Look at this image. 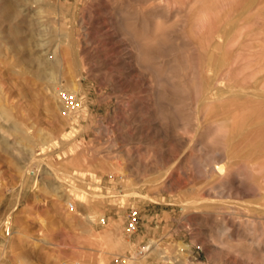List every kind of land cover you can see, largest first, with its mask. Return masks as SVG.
Wrapping results in <instances>:
<instances>
[{
  "label": "rangeland",
  "instance_id": "1",
  "mask_svg": "<svg viewBox=\"0 0 264 264\" xmlns=\"http://www.w3.org/2000/svg\"><path fill=\"white\" fill-rule=\"evenodd\" d=\"M5 1H15L19 16L12 23H0V91L3 98L5 95L0 110L3 103L9 110L0 118V264H115L117 260L134 264L129 249H116L108 242L110 229L117 231L116 241L123 239L140 248L151 246L149 252L139 256L147 258L146 264H230L234 260L264 264V252L248 241L253 235L245 233L246 225H252L257 241L264 244L259 230L264 214L250 211L237 217L228 207L219 214L205 206L183 210L176 204L180 194L187 198L205 196L202 190L207 186L206 178L195 167L186 171L175 166L168 179L172 184L179 180L180 184L165 188L164 171L171 167L167 155L174 149L170 145L168 152L169 144L150 128L161 121L159 117L174 120L170 111L155 104L150 81L140 72L145 69L121 58L128 57L130 44L121 33L124 28L141 31L155 25L172 26L164 17L165 0H0V7ZM220 2L216 1L213 9L224 20H232L237 10L235 2L233 9L230 6L222 10L218 8ZM259 8V28L251 23L255 20L251 13L247 32L249 43L260 33L263 59L259 76H264V0H260ZM45 60L50 65L40 66ZM55 60L65 70L57 68ZM128 63L132 66L124 65ZM151 64L147 58L146 67ZM71 73L81 84L75 96L65 88ZM60 106L63 111L58 109ZM70 114L77 121L66 125L65 130L73 131L74 136L41 154L44 140L58 137L60 121ZM156 115L157 122L153 120ZM182 135L187 139L191 136L187 132ZM37 158H42L41 164L35 161ZM47 163L58 171L57 176L51 174ZM57 178L68 182L61 189L65 188L64 193L52 196L50 189L62 186ZM149 179L155 182L150 184ZM128 183L157 202L132 196L120 204ZM88 188L98 193L95 196L101 194L107 199L88 195ZM109 196L115 198L110 200ZM69 202L76 203V211H69ZM132 209L140 215L135 233L128 231ZM102 218L106 219L104 225L99 224ZM218 235L226 246L218 244Z\"/></svg>",
  "mask_w": 264,
  "mask_h": 264
},
{
  "label": "bare ground",
  "instance_id": "2",
  "mask_svg": "<svg viewBox=\"0 0 264 264\" xmlns=\"http://www.w3.org/2000/svg\"><path fill=\"white\" fill-rule=\"evenodd\" d=\"M128 1L129 0H127V2ZM216 1L218 0H165L164 17L166 21L171 22L169 24H172V26L170 25L169 27L162 28L160 25L161 28H155L157 27L155 25L153 29L145 28L142 30L140 29L141 31L132 30V28H124L125 30L123 29L121 33L129 40L130 44L127 41L129 44L127 46L128 57H120L124 62L130 61L131 64L135 63L137 67H139L138 69L144 68L145 71L150 72V74H147V72L140 70L143 78L150 81V84L148 83L149 89L151 91L150 93L156 97L155 104L162 107V109L164 107L166 111H170L174 120L171 122L170 117L165 116L159 117V119H161V121H159L156 115L153 120H158L159 122L154 124L151 121L154 125L150 128V131L164 138L169 144L167 145L168 152L170 145H172L174 149V151L171 153L169 152V155H167L169 156L168 163L171 167L164 171V175H167L164 180L165 188L170 190L173 188V185L177 186L180 184L179 180H176V183L174 182V184H172L173 182H169L168 179L172 176V170L175 166L176 168H184L186 171L190 170L189 167H195V169H198L196 172H200L206 178L205 182L207 186L203 184L205 188L199 186L203 188L202 192H204L205 196L187 198L186 195L180 194L176 204H179L183 210L197 206L210 207L214 208L218 214L223 213L221 211L228 207L233 209L232 214H235L237 217L250 211L256 214H264V210H259L255 207L259 206L264 209V76H259L261 71V59L263 58L261 56L260 33L257 32L255 38L249 43L250 34L247 32L248 24L250 23L248 16L251 13L252 16H255V20L251 23L257 25V28H259V16H261V9L259 8L260 0H251L250 2H246L245 0H222L218 7L221 10L230 6L233 9V3L235 2L237 10L232 20H224L220 13H217L216 10L213 9ZM197 5L200 6L194 11ZM117 12L119 11L117 10ZM117 12H115L116 15ZM123 14L125 15V13H118V15ZM17 15L18 11L15 1H5L0 7V23H12L17 18ZM129 15H132V13ZM157 17L161 18L160 16ZM133 19L135 20V18ZM159 20L163 22L162 18ZM112 22L114 23V21ZM122 23H124V21ZM14 41L17 42V40ZM127 42L124 41L126 44ZM250 44L252 46H250ZM122 56L124 55L122 54ZM147 58L150 63L151 61L153 63L150 67H146ZM56 60L53 63L56 62L57 68L65 70V68H60V61L58 60V62ZM47 63L48 61L46 60L42 61L40 66L47 65ZM129 64L130 63L124 65ZM58 65L60 67H58ZM45 68L41 69H48ZM70 71L71 70H69L66 75H68ZM40 73V76L44 75V72L41 71ZM131 73L133 74V72ZM71 74L72 77L69 80L70 84L63 86L75 96L81 90V84L80 80L76 81L73 73ZM49 78H51V75H49ZM2 92L0 91V104L1 100L5 98V95L4 98L2 96L4 94ZM154 102L155 101H153V104ZM3 106L5 107L4 103ZM3 106H1L0 118L9 114V110L6 109L7 107L4 108ZM58 109L61 111L64 110L62 106ZM186 111L188 112L186 113ZM66 116L68 117H66L65 120L60 121L62 126L57 129L58 137L52 138L54 136L52 135L51 138H49L50 140H44L41 154H44L46 149L51 148V145L55 147L60 146V141H68L74 136V132L66 131L65 126L72 125L74 124L73 122L77 120L72 114ZM182 132H187L191 136L187 139L182 135ZM151 136L153 137V135ZM51 142L52 144L49 145L50 147L45 146ZM163 147L166 149V144ZM194 151L198 154L194 155ZM69 152H73V149H70ZM167 156L165 158H167ZM35 161L41 164L43 160L42 158H37ZM99 163H101V161ZM161 164H163L162 161ZM46 166L51 174L57 176L58 171L51 164L47 163ZM119 173H121V171ZM150 181V184L155 182L152 179ZM58 182L62 183V186L52 187L49 191L52 193V196L65 192V188L63 190L61 189L68 181L63 178H57V183ZM157 182H159V180ZM202 183H204V181ZM69 186L74 187L73 184ZM74 189L77 188L74 187ZM136 189L137 187L135 185L128 183L127 186H125L127 194L124 198L120 199V204H125V200L132 196L141 198L144 201L157 202L153 197L143 195L136 191ZM85 193L95 198H106L101 194H99L100 196H95V193H98L89 188ZM201 195H203V193ZM63 196L62 194L60 198ZM114 198L115 196L108 197L110 200ZM81 200L83 199L81 198ZM230 204H234V206H229ZM253 208H257L258 210ZM237 210L239 212H236ZM250 226L246 225L245 228V233L248 232L253 235L248 241L251 240L252 244H255L264 252L263 242L257 241L255 236L256 230ZM235 230L237 231V229ZM259 230H261L264 235V223L260 225ZM222 231H224V228L219 230V233L221 234ZM117 234V231L110 229L107 232L108 242L116 249H129L134 255V264H146L147 258L139 256L141 252H149L151 246H146L147 248L143 247L145 248L143 249L123 239L116 241L115 237H117ZM218 244L226 246L221 238ZM261 244L263 247H261ZM227 247L230 249V246ZM221 253L226 255L222 251ZM75 264L81 263L77 262ZM230 264L242 263L241 261L234 260Z\"/></svg>",
  "mask_w": 264,
  "mask_h": 264
},
{
  "label": "built area",
  "instance_id": "3",
  "mask_svg": "<svg viewBox=\"0 0 264 264\" xmlns=\"http://www.w3.org/2000/svg\"><path fill=\"white\" fill-rule=\"evenodd\" d=\"M76 203L74 202H69L68 204V209L69 211L73 212L76 210ZM106 223V219L102 218L99 221L100 225H104ZM139 223H140V215L139 212L137 210H130L129 214H128V231L130 233H135L138 230L139 227ZM128 261H123V262H119L118 260L115 262V264H127Z\"/></svg>",
  "mask_w": 264,
  "mask_h": 264
}]
</instances>
